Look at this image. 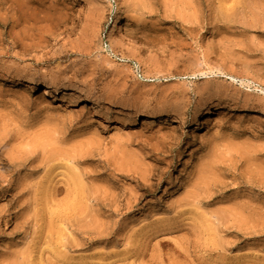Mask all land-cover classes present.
Here are the masks:
<instances>
[{
    "label": "rangeland",
    "instance_id": "obj_1",
    "mask_svg": "<svg viewBox=\"0 0 264 264\" xmlns=\"http://www.w3.org/2000/svg\"><path fill=\"white\" fill-rule=\"evenodd\" d=\"M263 96L264 0H0V264H264Z\"/></svg>",
    "mask_w": 264,
    "mask_h": 264
},
{
    "label": "bare ground",
    "instance_id": "obj_2",
    "mask_svg": "<svg viewBox=\"0 0 264 264\" xmlns=\"http://www.w3.org/2000/svg\"><path fill=\"white\" fill-rule=\"evenodd\" d=\"M117 28V18H116V20H115V22H114V25H113V27H112V29H111V33H113L114 31H115V29ZM226 69V68H225ZM229 69V68H228ZM232 71H231V70ZM229 70H230V72H233V73H235L234 71V69H233V67H231ZM226 71V70H225ZM225 71H223V68H220V67H215V68H210L209 69V72H202L204 75H208V74H216V73H221V74H223V75H225V76H227L228 74L225 72ZM228 71V70H227ZM229 72V71H228ZM231 76L233 77V75L231 74ZM235 76V75H234ZM238 77V76H237ZM233 80V79H232ZM216 82H218V79H216V78H212L211 80H208L207 81V85H205L204 87H202L201 89H199V91L197 92L198 94L197 95H199L198 97H199V99L200 100H202V101H200L199 100V102H201V103H199V104H202V105H204V106H207V108H208V110L207 111H209V107L211 106H209V105H207V101H211V100H216V101H218V103L217 104H214L213 106H215L216 107V110H220V109H223V105H225V106H230V104H232V105H234V106H240L241 104L240 103H238L239 102V100H238V102H237V100H236V94L235 93H230L229 91H228V89L227 88H223V87H218L217 85H216ZM244 82V81H243ZM233 83V82H232ZM31 84H34L33 83V81H31ZM233 86V85H232ZM250 87V86H249ZM43 88H44V90H43V93H42V97H46V96H49V86L45 83V84H43ZM256 89V88H255ZM262 89V88H261ZM262 91V90H261ZM88 94H90V93H88ZM111 94V93H110ZM109 94V92L107 93V95H110ZM248 94H249V92L246 94L247 96H248ZM92 95V94H91ZM112 95V94H111ZM245 95V96H246ZM250 95V94H249ZM240 96V95H239ZM244 96V97H245ZM105 95H104V100L105 101H108V102H110L109 104H111L112 103V96H108L106 99H105ZM244 97H242V98H244ZM242 98H240V99H242ZM249 98V97H248ZM248 98H247V100H246V97H245V101H249L252 97H250V99L248 100ZM259 98V100L262 98V97H258ZM99 99H101V98H99ZM239 99V98H238ZM262 99H264V96H263V98ZM113 100H115V99H113ZM230 100V101H229ZM243 100V99H242ZM100 101H102V100H100ZM99 101V102H100ZM104 101V103H106ZM252 101V100H251ZM250 101V102H251ZM255 101H256V99H255ZM258 101V100H257ZM261 101V100H260ZM260 101H258V104L260 105ZM231 102H234V103H231ZM243 102V101H242ZM252 102H254V100L252 101ZM251 102V103H252ZM98 103V102H97ZM211 103V102H210ZM257 103V102H256ZM238 104H240V105H238ZM243 104L244 105H249V103L247 102L246 104L243 102ZM263 103H261V105H262ZM243 105V106H244ZM177 106H180L179 104L177 105ZM212 106V107H213ZM243 106H241V107H243ZM263 106H264V104H263ZM246 107H248V109L246 108ZM245 108L246 109H237V110H239L240 112L242 111H244V110H246V111H248V112H253V108L252 109H250L249 108V106H246ZM183 108V107H182ZM198 108V107H197ZM197 108H196V110H197ZM232 108V107H231ZM244 108V107H243ZM255 108H257V107H255ZM178 109V108H177ZM184 109V108H183ZM235 109V108H234ZM260 109V108H259ZM263 110H264V108H263ZM198 111V110H197ZM197 111H195V112H197ZM179 112V114L181 113L182 114V112H183V110H181V107H180V111H178ZM185 112V111H184ZM245 112V111H244ZM159 113V115H152L153 117L152 118H164V117H166L167 115V113L166 114H161L160 112H157V114ZM212 113H214V112H212ZM155 114V113H154ZM173 114V113H172ZM178 114V113H177ZM184 114H186V113H184ZM174 115V114H173ZM239 161H240V159H239ZM232 168H234V167H232ZM231 170V169H230ZM232 170H234V169H232ZM229 172V171H228ZM227 173V172H226ZM128 179V178H127ZM203 182V181H202ZM244 184H245V182H244ZM249 185H252V184H249ZM254 186V185H253ZM50 186H48L47 188H46V190L49 188ZM252 187V186H251ZM255 187V186H254ZM253 187V188H254ZM53 188V187H52ZM219 188L220 187H218V190H219ZM221 188H222V186H221ZM220 188V189H221ZM224 188H225V186H224ZM223 188V189H224ZM258 188V187H257ZM223 189H221V192H222V190ZM226 189H227V186H226ZM52 190V189H51ZM53 190H55V186H54V189ZM218 190H217V192H218ZM49 191V190H48ZM215 191H216V189H215ZM49 193H51V191L49 192ZM220 193V192H219ZM197 194V193H196ZM212 194H214V192L213 193H211V195ZM215 194H217V193H215ZM210 195V194H209ZM210 195V196H211ZM195 196V195H194ZM193 196V197H194ZM197 196V195H196ZM195 196V197H196ZM207 196V195H206ZM210 196H208L210 199H211V197ZM201 199L202 197L200 196V194H199V196H197L196 198H193V202L195 201V200H197V199ZM203 199V198H202ZM208 199V198H207ZM195 203H199L198 202V200H197V202H195ZM219 224H221V223H219ZM218 224V225H219ZM220 226V225H219ZM219 226H217V227H219ZM226 228H227V230H226V228H225V230L227 231V232H229L228 231V227L229 226H225ZM223 229H224V227L221 229L222 231H223ZM232 233V232H231ZM238 233V232H237ZM225 234H226V232H225ZM233 234V233H232ZM236 234V233H235ZM237 235V234H236ZM217 242H219V241H217ZM221 242V241H220Z\"/></svg>",
    "mask_w": 264,
    "mask_h": 264
},
{
    "label": "built area",
    "instance_id": "obj_3",
    "mask_svg": "<svg viewBox=\"0 0 264 264\" xmlns=\"http://www.w3.org/2000/svg\"><path fill=\"white\" fill-rule=\"evenodd\" d=\"M103 44H104V46H105V47H108V44H107V42H104Z\"/></svg>",
    "mask_w": 264,
    "mask_h": 264
}]
</instances>
